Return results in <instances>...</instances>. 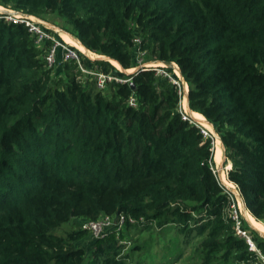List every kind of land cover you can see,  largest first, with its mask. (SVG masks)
Wrapping results in <instances>:
<instances>
[{
    "label": "trees",
    "instance_id": "obj_1",
    "mask_svg": "<svg viewBox=\"0 0 264 264\" xmlns=\"http://www.w3.org/2000/svg\"><path fill=\"white\" fill-rule=\"evenodd\" d=\"M0 5L56 23L123 70L136 65L135 36L146 60L175 62L189 108L219 135L227 178L264 222V0ZM48 45L0 17V264H125L126 230L93 238L89 254L77 245L82 221L119 213L146 220L126 229L170 226L182 246L197 240L202 264L254 263L225 219L211 139L178 113L175 86L152 69L127 75L79 53L86 68L131 77L101 90L75 61L47 68ZM243 225L264 254V237Z\"/></svg>",
    "mask_w": 264,
    "mask_h": 264
},
{
    "label": "built area",
    "instance_id": "obj_2",
    "mask_svg": "<svg viewBox=\"0 0 264 264\" xmlns=\"http://www.w3.org/2000/svg\"><path fill=\"white\" fill-rule=\"evenodd\" d=\"M1 13L2 15H0V17L4 18L6 21L16 24H23L30 32V34L34 37V42L38 47H43L46 42L49 43L45 50L43 58L45 60L47 68L51 69L52 71H55L66 61H75L78 64L79 69L84 77L87 78L89 76L90 78L94 79L95 85L101 90H104L111 82L123 83L129 82L131 80L130 76H119L112 72H104L98 69L96 66L93 68L84 67L80 62L79 53L84 54L91 60L105 59L109 60L110 63L112 62L110 59L104 58L103 55L95 54L88 49H86V51L80 50L76 46L67 42L62 36V33H64L63 29H61V27L56 23L33 14L22 11H14L9 8H4ZM133 46L136 53V65L124 70L120 66L117 67L114 65L115 68H118L127 75H130L131 73H134L143 68L152 69L155 75L167 78L175 86L177 92L178 113L183 119L189 120V122L196 125L205 137L211 139L213 150L215 141L217 139V133L213 131L211 127L203 124L199 119L193 116V112L195 111H192L188 105L189 87L180 72L179 66L173 61H171V63H164L158 60H146L144 58L146 55V51L141 48V39L139 36H135L133 38ZM92 55H95L96 57H93ZM129 103L131 105H135V98L130 97ZM211 168L213 173L218 177L219 183L227 197V205L224 210L225 219L231 222L234 233L238 237L245 240L248 245V249L255 253V262H260L263 264L264 254L261 253L259 248L256 246L250 230L243 225V219L245 220V218L243 214L242 197L238 186L234 182L229 180L227 176L222 177L217 164L215 168L214 166H212ZM228 168L229 167L226 165V172ZM221 172H223V170H221ZM145 221L146 220L143 216L133 217L130 215H125L123 213H119L116 215H103L94 220H84L80 223V228L90 233L93 238H99L104 233L110 230L119 233L124 229L127 223L143 225ZM120 242L124 245L126 243V239H123ZM159 264L168 263L162 262Z\"/></svg>",
    "mask_w": 264,
    "mask_h": 264
},
{
    "label": "rangeland",
    "instance_id": "obj_3",
    "mask_svg": "<svg viewBox=\"0 0 264 264\" xmlns=\"http://www.w3.org/2000/svg\"><path fill=\"white\" fill-rule=\"evenodd\" d=\"M4 8H5L4 6L0 5V15H2L1 11H3ZM44 15L50 17L51 19L53 18V16L49 14H44ZM57 21L59 22V20ZM64 26L67 27L66 25ZM92 56L96 57L95 55ZM204 124L207 125L208 127H211V129L215 131L212 125L210 126L208 125V123H204ZM217 138H219L218 133H217ZM213 153L215 155V148ZM222 161H223V157L222 160L220 158L218 162H216V160L214 159V168L216 167L217 164L222 177H224L226 176L225 168L226 165L228 164L223 165ZM221 170H223V172H221ZM250 220H251L250 226L252 227L253 230H255L254 228H256V225L264 226V222L258 221L253 217H251ZM255 221L257 222V224L254 226L253 222ZM72 225H73L72 222H70L64 228L68 229L69 227H72ZM126 226L123 229L124 231L126 230V238H125L126 243L124 244V250L126 251V253H128L127 254L128 260L126 261L125 264H151V263L159 264L161 262H166L168 264H202L203 258L201 255V250H199V245L197 243V240H194L189 244L182 246L181 237H179L175 233L172 227L164 226L162 228H159L153 225L152 228H150L149 230L146 229L139 231L137 229L136 231L135 228L126 229ZM255 231L257 233L259 232L257 230ZM262 235L264 234L262 233ZM92 240H93L92 235L87 232V236L81 239L80 241H78L77 245L82 246L85 249L86 253L89 254L92 249ZM234 264H241V263L236 262ZM253 264H262V263L254 262Z\"/></svg>",
    "mask_w": 264,
    "mask_h": 264
},
{
    "label": "bare ground",
    "instance_id": "obj_4",
    "mask_svg": "<svg viewBox=\"0 0 264 264\" xmlns=\"http://www.w3.org/2000/svg\"><path fill=\"white\" fill-rule=\"evenodd\" d=\"M62 36H63V38H64L67 42H69L70 44L76 46V47L79 48V49H82L83 51H86V49H84V47H83L82 45H80L77 41H75V39H74L73 37L69 36V35L66 34V33H62ZM81 46H82V48H81ZM111 62H112V61H111ZM113 65L119 67V66L116 65V63H114V62H113ZM193 116L196 117L197 119H199L203 124H204V123H208V122L206 121L205 117H204L203 115L199 114L198 112H193ZM204 119H205V120H204ZM208 125L211 126V124H209V123H208ZM214 148H215L214 159L216 160V162H218L219 159L221 158V160H222V157H223V150H222L221 142H220L219 138H217L216 141H215V145H214V147H213V151H214ZM220 148H221V151H222V152L220 151ZM219 153H220V154H219ZM221 153H222V156H221ZM220 174H221V173H220ZM246 217H247L248 221L251 222V220H250V218H249V217H250V214H247ZM251 217H252V216H251ZM253 224H254V226H255V225L257 224V222L255 221V222H253ZM256 228H257V230H258L259 232H261V233L264 234V226H263V225H258V226L256 225Z\"/></svg>",
    "mask_w": 264,
    "mask_h": 264
},
{
    "label": "water",
    "instance_id": "obj_5",
    "mask_svg": "<svg viewBox=\"0 0 264 264\" xmlns=\"http://www.w3.org/2000/svg\"><path fill=\"white\" fill-rule=\"evenodd\" d=\"M63 32L64 33H66V34H68L69 36H71V37H73L79 44H81L80 42H79V40L77 39V38H75L73 35H71L70 33H68V32H66V31H64L63 30ZM82 45V44H81ZM83 46V45H82ZM84 47V49H87L85 46H83ZM104 58H106V59H109V58H107V57H105V56H103ZM160 62H164V63H171V62H166V61H160ZM208 122V121H207ZM209 124H211L210 122H208ZM212 125V124H211ZM219 136V135H218ZM220 140V139H219ZM221 142V141H220ZM221 147H222V150H223V160H224V157H225V155H224V148H223V145H222V143H221ZM223 162V161H222ZM242 203H243V214H244V218H245V220H246V222L247 223H249L248 225H249V227L250 228H252L251 226H250V222L248 221V219H247V217H246V215L247 214H249L248 213V210L246 209V207H245V205H244V202H243V199H242ZM254 228V227H253ZM255 230H257L256 228H254ZM258 231V230H257ZM258 234H260L262 237H264V235H262V233H259L258 232Z\"/></svg>",
    "mask_w": 264,
    "mask_h": 264
},
{
    "label": "crops",
    "instance_id": "obj_6",
    "mask_svg": "<svg viewBox=\"0 0 264 264\" xmlns=\"http://www.w3.org/2000/svg\"><path fill=\"white\" fill-rule=\"evenodd\" d=\"M112 61V63L114 62V63H116V65H117V62H115L114 60H111ZM230 166V165H229ZM250 218H251V215H250ZM162 263V262H161ZM241 264H253V263H250V262H242Z\"/></svg>",
    "mask_w": 264,
    "mask_h": 264
}]
</instances>
